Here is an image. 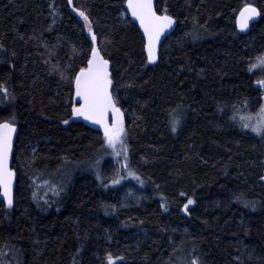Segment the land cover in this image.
I'll use <instances>...</instances> for the list:
<instances>
[{
	"label": "trees",
	"instance_id": "16d2710c",
	"mask_svg": "<svg viewBox=\"0 0 264 264\" xmlns=\"http://www.w3.org/2000/svg\"><path fill=\"white\" fill-rule=\"evenodd\" d=\"M126 1L0 0V120L20 128L0 264H107L109 252L120 264H264V136L244 126L264 99L250 67L264 53V0H156L178 21L156 65ZM246 3L262 18L242 35ZM76 8L112 64L140 204L111 186L103 136L72 122L93 47Z\"/></svg>",
	"mask_w": 264,
	"mask_h": 264
},
{
	"label": "snow or ice",
	"instance_id": "6c2138e0",
	"mask_svg": "<svg viewBox=\"0 0 264 264\" xmlns=\"http://www.w3.org/2000/svg\"><path fill=\"white\" fill-rule=\"evenodd\" d=\"M127 4L132 10V15L139 18L140 24L147 34V59L150 61L156 60V45L160 39V34L173 23L175 17L169 15L166 10L163 13L157 12L153 5V0H127ZM76 11L88 23L89 31L92 32V39L95 40L96 33L92 31V22L87 13L81 8H76ZM259 11L260 9L255 4L246 3L240 9L237 18L239 27L246 28L249 18L257 15ZM109 63V60L100 53L99 48L93 46L91 56L87 60V65L81 66L79 71L74 75L75 94L77 97H81L83 102L73 104L72 113L73 115L86 116L91 120L99 122L104 127V137L109 145L115 146L119 142L121 147L126 148L122 138L125 131L122 119L123 111L119 107L117 98L113 95V81L108 68ZM257 65L264 66V56L257 57L256 63L250 65V67H256ZM258 83L264 84V80H260ZM7 91V88L4 87V92L7 93ZM109 111L115 117V122L111 124L106 119ZM173 111L175 112V110ZM261 115H264V105H261V113L258 115L256 121L244 126L251 127L255 132L264 135V119L260 118ZM182 119V115H174L172 117L171 126L174 130L182 123ZM15 130L16 124L14 122L9 119L0 120V186H3L4 195L9 205L12 204L13 200L11 184L14 177V169L8 166V161L12 151V137ZM115 182V180L112 181V183ZM237 199H240V197H237ZM193 202L189 198L188 203ZM251 206L255 207V204ZM184 210H188V204L184 205ZM107 259L113 261L115 257L109 252L107 253ZM189 264H201L200 257L193 254Z\"/></svg>",
	"mask_w": 264,
	"mask_h": 264
},
{
	"label": "water",
	"instance_id": "95a60500",
	"mask_svg": "<svg viewBox=\"0 0 264 264\" xmlns=\"http://www.w3.org/2000/svg\"><path fill=\"white\" fill-rule=\"evenodd\" d=\"M153 5L156 8V11L159 12L158 9H157V2H156V0H153ZM125 12L128 15V17L130 18V20L139 27V30L141 31L142 36H143V38L145 40L146 55H148V50H147V47H146L147 42H148L147 34L145 33L143 26L140 24L139 18L132 15V10H131V8H129V6L127 4V1H126V4H125ZM261 18H262V13H261V10H260L257 15L251 16L249 18V20H248V26L246 28H240L239 27V24H238V20H237V29H238V32L240 34H242V35H248V34H250L252 27L255 24H257L261 20ZM177 26H178V21L176 19H174L173 23L169 27L165 28L164 31L160 34V39H159V41H158V43L156 45L157 58H156V60H151V61L148 60V62L151 65H156V64L159 63L162 46L165 43V41L172 34H174V32L177 29ZM90 35H91L92 45L95 46V47H98L99 50H100V53L103 55V53H102V51H101V49L99 47L98 40L97 39H95V40L92 39V32H90ZM108 68H109V71H110V74H111V69H112L111 62L109 63ZM112 89H113V83H112ZM75 99H76L77 103H82L83 102L82 98L81 97H77L76 94H75ZM106 119L108 120V122L110 124L113 123V122H115L114 114L111 111H109V113L107 114ZM122 119H123V125H124L125 124V114H124V112H123ZM72 122H74V123H81L84 126H86L87 128H89V129H91L93 131L99 132L104 137V127H103L102 124H100L97 121L91 120V119L87 118L86 116L73 115L72 114ZM19 133H20V128L18 126H16V130L13 133V137H12V151H11V154H10V157H9V161H8V166L10 168H12V169H14V167H13V165H14V157H15V150H16V145H17ZM17 185H18V174H17L16 170L14 169V177H13L12 184H11V192H12V198H13L11 205L8 204L7 198L4 195L3 186H0V199L5 204V206H6V208L8 210H13L14 207H15ZM121 262H123V260H119V259H116V258L113 261L107 260V264H120Z\"/></svg>",
	"mask_w": 264,
	"mask_h": 264
},
{
	"label": "rangeland",
	"instance_id": "374dc122",
	"mask_svg": "<svg viewBox=\"0 0 264 264\" xmlns=\"http://www.w3.org/2000/svg\"><path fill=\"white\" fill-rule=\"evenodd\" d=\"M78 18L85 25L87 31H89V25L84 20V17L81 16L80 14H78ZM91 28L93 29L92 25H91ZM260 56H264V53L261 54ZM256 59L257 58H255L251 61V65L256 63ZM51 69H52L53 73L60 75L63 79H65V80L70 79L68 74H67V71L64 70L62 66L52 63ZM251 72H252V75L255 77L257 83H258V81L263 80L264 66L257 65L256 67H251ZM258 85H261V84L258 83ZM263 98H264V96H263ZM74 102H75L74 104H78L76 99ZM262 105H264V99H263ZM260 113H261V107L256 112V114L254 116L248 117V119L246 120V124L254 123L256 121V119L258 118V115H260ZM260 118L264 119V115H261ZM248 128L252 132L256 133L257 135L264 136V135H261L260 133L255 132L251 127H248ZM124 129H125V131H124L122 138H123L124 145H126V148L121 147L119 142H117L115 146L109 145L107 143L105 137H103V140L105 143V150L103 152L107 156H103L102 160H105L106 157H111V160L113 161L114 171L110 172V175L113 176L114 180L116 181L115 183H112L111 186L117 187V188L122 186V188H125L123 190L124 191V197L126 198L125 203L127 205L128 204L135 205V204L141 203V198L139 195L137 196L134 193V191L132 189L133 183L138 184L139 186H142V184H140L141 182H140L138 176L133 171L131 164H130L128 135H127L125 125H124ZM35 151H36V148H33L31 150V154H34ZM130 173H134V174H130ZM44 199H46V197H44Z\"/></svg>",
	"mask_w": 264,
	"mask_h": 264
}]
</instances>
